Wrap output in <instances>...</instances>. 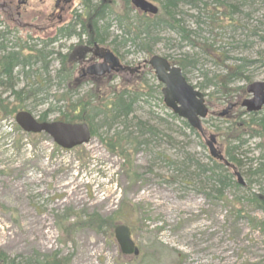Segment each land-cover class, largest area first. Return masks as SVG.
<instances>
[{"label":"rangeland","instance_id":"374dc122","mask_svg":"<svg viewBox=\"0 0 264 264\" xmlns=\"http://www.w3.org/2000/svg\"><path fill=\"white\" fill-rule=\"evenodd\" d=\"M19 1L25 0H0V7L14 13ZM108 1L128 13V25L142 15L125 0ZM146 1L161 9V0ZM54 2L29 0L17 10L20 24L0 8V59L11 51L20 59L46 55L42 62L30 59L28 66L17 67L12 88L0 86V253L16 264H37L44 257L67 264H264V212L248 201L249 193L264 189V180L249 172L260 163L264 136L247 139L235 158L238 189L230 183L221 196L197 168L207 171L210 135L224 155L230 122H247L240 108L228 111L247 98L240 90L264 82V0H184L175 10L183 34L159 31L150 53L138 42L122 45L113 16L99 21L95 32L105 43H96L98 48L110 50L124 67L100 83L79 82L78 72L66 76L79 65L73 59L67 63L68 55L89 35L49 43L83 13L82 0H71L62 13ZM82 19L86 25V13ZM150 56L179 67L204 95L209 112L203 134L188 130L164 106L162 86L147 67L135 72ZM122 90L129 96L137 90L139 97L124 123L109 129L102 114L92 113ZM79 104L86 109L77 113ZM20 111L37 120L45 114L46 122L82 113L90 116L94 135L63 150L45 134L23 133L14 120ZM142 125L154 127L157 137L129 146ZM111 139L124 146L108 149ZM228 173L236 182L234 171ZM96 214L115 220L97 230L87 224ZM116 225L130 230L137 257L121 254Z\"/></svg>","mask_w":264,"mask_h":264},{"label":"trees","instance_id":"16d2710c","mask_svg":"<svg viewBox=\"0 0 264 264\" xmlns=\"http://www.w3.org/2000/svg\"><path fill=\"white\" fill-rule=\"evenodd\" d=\"M157 1V0H152ZM161 12L157 16H153L148 18L145 15H141L140 18H137L138 21H135L133 25H128V22L130 21L128 19V13L127 12H118L115 10L110 1L106 2V0H100L95 6H92V0H82L81 2V8L83 9V13L81 15H75L74 21L69 24L68 26L64 28H60L57 30L56 37L54 40H50L49 43H53L57 39L61 38H70L71 36H77L80 38V36L83 34H86L88 31V27H90L91 34L89 35L88 41L96 42L97 44H104L105 40L103 36L99 33H96L95 30H97V24L99 21H105L108 20L110 16H113L116 22V25L118 27V30H120V35L118 38L122 39V45H126L127 42H130L132 44H135L138 42V44L141 45V48L145 50V52L150 53L151 45H155L157 43V40L154 35L156 31L159 32L158 27L160 28H169L170 30L178 32H183L180 29V23L176 19L177 13L176 8L178 6V3L182 2V0H161ZM127 3V2H126ZM84 13H86L87 19H86V25L82 22V18L84 16ZM171 26V27H170ZM183 34V33H182ZM47 44V43H46ZM45 44V45H46ZM4 47L0 45V50H3ZM37 54L41 55V57H38V59H33L31 57H26L23 59H20L19 53H12L9 55H6L0 59V86H6L7 88H12V69L18 66L26 67L29 64L30 59L36 60V61H43L44 55L40 52ZM20 59V60H19ZM8 61L12 63L11 67L8 66ZM64 60V59H63ZM69 72H66V76H68ZM13 90V89H12ZM242 94H244V90H240ZM136 94L132 93L130 96L125 90H122L118 94L113 95V99L108 102V104L102 105V109H94L93 113L96 112V114H102L104 121L106 123H110L109 129L112 127V125H115L118 123H124L121 121H124L127 119V117L132 113L133 105L138 100L139 95L137 90H134ZM16 95H19L20 93H14ZM17 100H19V97H16ZM75 109L77 113L81 110L84 111L86 107L79 104L76 106ZM262 113V114H261ZM258 114L264 115V110ZM45 114L42 115V118L40 121H45L44 119ZM174 118V117H173ZM254 117H249V121L247 122H241V124L230 122L229 128H233V131L231 135H227L226 138H230L229 144L227 146V150L224 153L226 159H228V162L232 165L235 163V159L231 156V151L233 149V145H231L232 142H236L240 139V135L248 134L254 132L255 134L259 136H264V116L259 120L255 122L253 120ZM175 119V118H174ZM90 116L87 120L85 117H83L82 113H80L78 116L73 117L72 115H66L63 122L66 123H77L76 121H86L90 125ZM235 121V119L233 120ZM184 127H186L191 132H194L192 129L188 127V125L180 121ZM145 125H142L144 127ZM139 129L141 127L139 126ZM91 136L94 135V130L90 128ZM237 134V135H236ZM118 135V134H117ZM116 136V135H115ZM129 137V138H128ZM126 137L128 140L131 139L130 136ZM117 138V136H116ZM141 136L139 133L136 135L129 146L133 145H144L147 144L146 139ZM114 141V142H113ZM124 145L121 146L118 139H114L110 141V144L107 145V148L110 150L120 149ZM262 157H260V163L256 165V169L251 174V176H257L258 178H261L264 180V151L261 153ZM262 161V162H261ZM211 167L209 170H205L204 168L201 170L200 167L197 166L198 171L201 172V174H206V181L211 184V189L214 187L219 189H215V191L222 196V191L226 187H228L231 183V185L238 189L239 185L233 181H231V176L228 173V169H226L221 163H218L216 161H210ZM189 176V175H188ZM228 177L230 179H228ZM189 178V177H188ZM226 178L229 181H226ZM190 179V178H189ZM224 187V188H220ZM261 193L255 194V193H249L248 201L250 204H254L259 210L264 212V189L260 191ZM116 216V215H115ZM114 217L107 218L106 220H103L100 218L97 214L91 215L87 221V224H89L91 227L100 230L101 227L104 224L111 223L113 224ZM0 264H16L14 260L10 261L4 254L0 253ZM37 264H67L65 260H58L53 257L48 258L44 257L41 260H38Z\"/></svg>","mask_w":264,"mask_h":264},{"label":"water","instance_id":"95a60500","mask_svg":"<svg viewBox=\"0 0 264 264\" xmlns=\"http://www.w3.org/2000/svg\"><path fill=\"white\" fill-rule=\"evenodd\" d=\"M64 5L70 0H62ZM132 7L147 15H155L156 8L145 0H129ZM59 0L56 1V6ZM2 8V7H0ZM63 9L61 8L60 11ZM145 63L153 71L155 78L163 87L161 89L164 106L176 117L184 120L191 129L202 133L201 120L207 116V107L203 94L193 89L183 77L180 68L169 64V62L158 56H151ZM121 68L118 59L110 52L106 51L103 56V63L94 65L87 69L89 75L102 76L110 71H117ZM245 92L250 96L244 100L241 107L246 113H257L264 107V82H255L248 85ZM16 125L24 133L39 134L44 133L61 149L70 150L86 144L90 140V131L86 124H67L63 122L38 123L30 114L19 112L15 116ZM214 137L211 136L206 143L210 155L222 161L225 166L229 164L223 156L214 148ZM239 184L241 176L235 172ZM114 239L124 256H137L138 250L131 240L130 231L124 225H117L114 230Z\"/></svg>","mask_w":264,"mask_h":264},{"label":"flooded vegetation","instance_id":"af4514ba","mask_svg":"<svg viewBox=\"0 0 264 264\" xmlns=\"http://www.w3.org/2000/svg\"><path fill=\"white\" fill-rule=\"evenodd\" d=\"M28 2H29V0H25L23 2L22 1L17 2V9H16V12H14V13H13V11L11 12V10L8 9V8H6L5 11H7L10 16H12V14H13L17 18L16 21L20 24L21 16H20V13L17 12V10L19 9V7L26 6ZM59 2L60 3L58 4L57 8H55V9H60L62 7L61 6L62 0H59ZM63 11H64V9H63ZM37 19L40 20V18H34V20H37ZM57 20L58 21H62L63 17L61 15H59L57 17ZM101 54H102V51H100L99 54L97 53L96 44L93 41H90V42L89 41H85L81 45L77 44V46L74 47L72 49L71 53L68 55L69 56L68 57V62H72V59L73 60H78L77 63L79 65H76L75 67L71 66L69 68V73H71L73 75L74 72H78L80 74V78H82V79L79 80V82H81L82 80H84V81L91 80V81H93L95 83H100L102 80H104L105 76L89 77L88 75H86V73H84L85 69L83 67H85L87 64H91L92 62L97 61L99 58H102ZM74 55L77 56V57H75ZM140 68H141V70L140 69H136L135 72L141 73V71L145 68V66H141ZM235 107L236 106H234V108ZM230 110L228 109V111H230Z\"/></svg>","mask_w":264,"mask_h":264},{"label":"bare ground","instance_id":"6f19581e","mask_svg":"<svg viewBox=\"0 0 264 264\" xmlns=\"http://www.w3.org/2000/svg\"><path fill=\"white\" fill-rule=\"evenodd\" d=\"M182 1H184V0H182ZM181 3V2H180ZM180 3H178V4H180ZM97 4V0H92V6H95ZM154 6V5H153ZM155 8H156V10H157V13L155 14V16H157V15H159L160 14V12H161V9L159 10L156 6H154ZM178 16H180V13H178ZM179 21V20H178ZM179 23H180V21H179ZM171 27V26H170ZM157 30H159V31H161V30H170L169 28H160V27H158V29ZM170 31H172V32H176V31H173V30H170ZM183 33V32H182ZM155 34L156 35H154V37L157 39L158 38V31H156L155 32ZM82 36V35H81ZM80 36V37H81ZM56 37V36H55ZM72 37H76L77 38V40H80V38H78L77 36H71L70 38H72ZM3 38V36H1V38L0 39H2ZM262 38H263V40H264V36H262ZM66 39H67V37H66ZM52 40H54V39H52ZM58 40H61V39H57L56 41H58ZM2 45V44H1ZM3 50H4V48H3ZM9 54H12V51L11 52H9V53H6V55H9ZM77 54V53H76ZM5 55V56H6ZM64 56V55H63ZM75 56V55H74ZM44 57L46 58V55H44ZM75 57H77V56H75ZM44 58V59H45ZM63 59H66V57H64ZM20 60V59H19ZM64 61V60H63ZM63 61H62V63H63ZM7 62H8V66L7 67H11V65H12V63L10 62V61H8L7 60ZM66 62L67 63H69L68 62V57H67V60H66ZM19 67V66H18ZM17 67H15V68H13L12 69V73H13V71L16 69ZM154 75V74H153ZM154 77H155V75H154ZM156 79V78H155ZM157 81V80H156ZM241 110H242V112H241V115L244 117L245 116V118L247 119V121H249V117L251 118V116L252 117H254L253 118V120L256 122L257 121V119H261L264 115H260V116H258V114H253V113H246L245 112V109H243V108H240ZM262 114V113H261ZM67 124H72V123H67ZM203 130H202V133H200V134H203ZM158 132L156 131V129L154 128V127H151V126H148V125H146V126H144V127H142L140 130H139V134L141 135V136H143V137H146V138H156L157 137V134ZM138 135V134H137ZM244 137H246V139H243ZM259 138L260 136L259 135H257V134H255L254 132H252V133H248V134H246V135H244V134H242V135H240V139L239 140H237L236 142H235V145H233L234 147H233V149H232V151H231V156L235 159V158H237L236 156H237V154L239 153V151H240V149H241V147L247 142V139H251V138ZM261 137H263V136H261ZM260 137V138H261ZM264 156V155H263ZM260 157H262V154H260ZM215 161L216 159L215 158H213L211 155H210V157L208 158V163H207V166L208 167H206V169L207 170H209V168L211 167V163H210V161ZM236 160V159H235ZM216 162H218V161H216ZM226 162L229 164V165H231V163H229L228 162V159H226ZM241 163V162H240ZM224 166V165H223ZM225 167V166H224ZM256 167V166H255ZM251 168H252V166H251ZM204 169H205V167H204ZM226 169H229V167H226ZM256 168H252L249 172H250V175L254 172V170H255ZM253 177H257V176H253ZM228 179H230L229 177H228ZM227 178H226V181H229ZM218 189H219V187H217ZM220 188H224V187H220ZM226 188V187H225ZM224 188V189H225ZM223 189V190H224Z\"/></svg>","mask_w":264,"mask_h":264}]
</instances>
